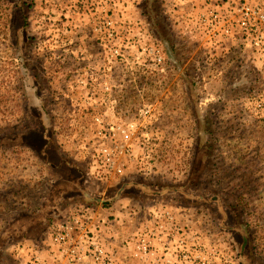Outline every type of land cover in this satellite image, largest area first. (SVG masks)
<instances>
[{
    "label": "rangeland",
    "instance_id": "rangeland-1",
    "mask_svg": "<svg viewBox=\"0 0 264 264\" xmlns=\"http://www.w3.org/2000/svg\"><path fill=\"white\" fill-rule=\"evenodd\" d=\"M208 3L0 0V264H264V19L213 46ZM98 115L142 124L123 176L79 154Z\"/></svg>",
    "mask_w": 264,
    "mask_h": 264
},
{
    "label": "built area",
    "instance_id": "built-area-1",
    "mask_svg": "<svg viewBox=\"0 0 264 264\" xmlns=\"http://www.w3.org/2000/svg\"><path fill=\"white\" fill-rule=\"evenodd\" d=\"M194 6L195 4L182 13V19L187 28L198 33L213 46H226V41L237 38V31L242 32L244 36H248L251 31L256 34L261 31L264 9L254 8L247 0H209V3L198 11H194ZM254 44L257 50L261 49L258 38ZM149 112L150 110L146 109L140 116L146 117ZM95 120L96 127L92 132L94 137L91 141H82L79 154L83 160H87L90 173L95 178L108 180L112 173V177L123 176L129 169L135 146L140 144L139 132L142 124L129 115L125 119L117 118L114 121H107L104 115H98ZM137 168L134 167L135 170ZM142 169L143 167H140L139 170ZM92 213L93 210L86 212L85 221L74 218L71 222L75 224L74 228L79 226L87 230L92 225L95 226L91 223ZM167 214H170L169 210ZM72 228V225L66 226L67 230Z\"/></svg>",
    "mask_w": 264,
    "mask_h": 264
},
{
    "label": "trees",
    "instance_id": "trees-1",
    "mask_svg": "<svg viewBox=\"0 0 264 264\" xmlns=\"http://www.w3.org/2000/svg\"><path fill=\"white\" fill-rule=\"evenodd\" d=\"M41 136H42L41 138L44 139V135H41ZM64 160L65 159H63V161ZM65 162H66L65 164L67 166H69L72 169H75L80 174V176L77 177L78 180H76V181H79L80 179L83 178L84 173H83V171L79 170V168L76 164H74L73 162H71L69 160H66ZM154 185H156L155 182L146 183L142 179H137V180L131 179V180H128L127 182L126 181L122 182V183L119 182L116 184V186H117L116 194L113 198L115 199L116 197H118V195L121 194L122 191H124L125 189H128L127 187L141 188L143 192H146V194L150 193V192H151V194H153V193L164 194L166 191L171 189L170 185L164 184L163 186L160 187L161 188L160 190H155V189H153Z\"/></svg>",
    "mask_w": 264,
    "mask_h": 264
}]
</instances>
